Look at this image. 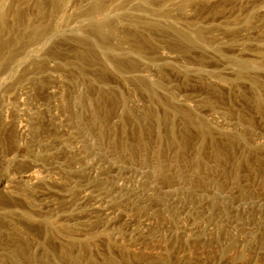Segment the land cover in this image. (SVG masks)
<instances>
[{
    "label": "rangeland",
    "instance_id": "rangeland-1",
    "mask_svg": "<svg viewBox=\"0 0 264 264\" xmlns=\"http://www.w3.org/2000/svg\"><path fill=\"white\" fill-rule=\"evenodd\" d=\"M0 264H264V0H0Z\"/></svg>",
    "mask_w": 264,
    "mask_h": 264
}]
</instances>
